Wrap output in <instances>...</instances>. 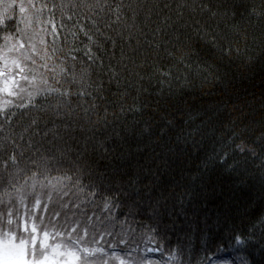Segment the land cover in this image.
I'll use <instances>...</instances> for the list:
<instances>
[{
  "label": "trees",
  "instance_id": "obj_1",
  "mask_svg": "<svg viewBox=\"0 0 264 264\" xmlns=\"http://www.w3.org/2000/svg\"><path fill=\"white\" fill-rule=\"evenodd\" d=\"M35 33L37 81L0 112V213L38 195L88 226L94 264H264V0H0V48Z\"/></svg>",
  "mask_w": 264,
  "mask_h": 264
},
{
  "label": "snow or ice",
  "instance_id": "obj_2",
  "mask_svg": "<svg viewBox=\"0 0 264 264\" xmlns=\"http://www.w3.org/2000/svg\"><path fill=\"white\" fill-rule=\"evenodd\" d=\"M32 6L34 7V5ZM25 10V7L21 5V13L25 12ZM206 43H211L214 46V41ZM21 47H23L22 44ZM222 51L225 55L230 56L232 49L228 48ZM89 59L95 62L93 56L90 55ZM12 65L18 68L21 74L25 71L16 60L12 61ZM10 72L11 68H9L8 61L5 59L3 67L0 68V77H4L3 80H0V92H4L8 96H16L18 95L16 91L18 83L12 80L10 76H5V73ZM22 79H27V77L22 76ZM81 79L83 80V76ZM48 91L49 94L57 92L61 97L69 98L63 104L58 102L56 105L57 108L71 103V93L67 91L60 93L57 89H50ZM85 94V92L77 93L78 96ZM8 103L10 101H5V106H0V112L6 111V105ZM56 114L58 115L59 113L57 112ZM33 123H36V121L34 120ZM238 148L241 152L245 151L242 145L238 146ZM20 155L23 156V153L21 152ZM155 159L156 157L154 155L147 157L145 165L141 167L147 166L149 163L154 162ZM11 160L13 164L16 163L15 156L11 157ZM57 163L59 164L61 162L57 161ZM50 171L51 169L48 167L47 162H45L43 172L40 174L44 175L45 179H48V173ZM33 175L35 176L36 173ZM61 179H71V177L53 178L57 182ZM48 184L53 189L56 187L52 180H49ZM33 187H35V184H33ZM5 195L10 196L11 194L6 192ZM48 201L51 202L50 195ZM18 202L21 209H23L22 212L20 209L10 208L4 213H0V264H94L91 258L95 257L98 253L101 255L104 254L102 248L89 247L86 243L82 245L85 238L90 235L87 225L81 226L79 221L69 219L67 214L64 215L63 222H60V212H53L51 216L47 217L39 214L48 212V204H42L38 195L34 197L31 207H28L25 203V197L23 195L18 196ZM162 208L164 209L163 211L157 212V227L161 226L160 222L164 221V217L168 215L167 205H162ZM174 214L179 215L178 213ZM163 227L175 228L176 222L173 220L171 224L165 223ZM188 227L190 228L191 225L189 224ZM236 242L237 244L242 243L239 238H237ZM174 257L175 254H173ZM112 258L118 260L119 264H127L126 260L115 252L112 254ZM104 264H107V261Z\"/></svg>",
  "mask_w": 264,
  "mask_h": 264
},
{
  "label": "rangeland",
  "instance_id": "obj_3",
  "mask_svg": "<svg viewBox=\"0 0 264 264\" xmlns=\"http://www.w3.org/2000/svg\"><path fill=\"white\" fill-rule=\"evenodd\" d=\"M33 37L35 38V42L34 40H29V44H26L24 38H15L7 40L4 46L0 48V68L3 67L4 60L7 59L11 72L5 73V76H10L12 80L18 83V87L16 88L18 95L8 96L6 93L0 92L1 106H5V101L13 103L15 99L22 98L23 95H28L31 92V88H33V85L36 83L35 81H37V74L35 72V66L37 63L33 65L31 63V61L35 60L34 56L31 55V50L32 52H37L35 43L40 40V37H38L36 33L33 34ZM21 44L23 47H21ZM13 60L18 61L21 67L25 69L22 74L19 72L18 68H15L12 65ZM22 76L27 77V79H22ZM3 79L4 77H0V80Z\"/></svg>",
  "mask_w": 264,
  "mask_h": 264
}]
</instances>
